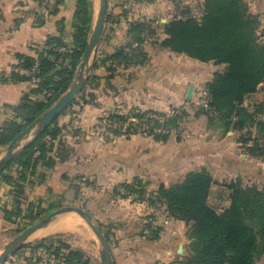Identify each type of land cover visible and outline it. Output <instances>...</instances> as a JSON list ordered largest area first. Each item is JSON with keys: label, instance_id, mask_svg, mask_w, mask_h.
I'll return each mask as SVG.
<instances>
[{"label": "trees", "instance_id": "trees-1", "mask_svg": "<svg viewBox=\"0 0 264 264\" xmlns=\"http://www.w3.org/2000/svg\"><path fill=\"white\" fill-rule=\"evenodd\" d=\"M63 1L58 0L50 15H37L33 9L36 22L43 24L49 16L56 14ZM174 2L179 12L163 25L168 36L159 45L204 62L225 64L207 83L208 106L199 104L198 113L206 114L209 123L220 127L225 134L231 130L237 132L244 151L253 158L264 160V119L259 118L264 114V101L252 107L247 103L252 94L264 87V38L260 33V15L252 12L248 0H204L195 6L180 5L183 1ZM94 13V0H78L71 43L62 36H48L43 43L46 46L43 50L38 47L36 55L18 54L14 66L31 69L38 63V82L23 95L19 104L12 107L13 116L0 128V154L3 147L68 90L83 61ZM114 16L109 10L105 23L108 24ZM107 30L106 25L101 40L107 38ZM157 33L152 20H135L129 24L127 39L113 53L104 54L98 50L91 76L69 107L18 150L0 170V183L11 186V206L8 203L3 206L6 220L15 221L21 217L32 225L65 205L66 199L61 197L47 207L39 201L30 203L26 210L23 208L27 186L47 182L57 163L71 156V147L61 138L64 125L60 116L75 106L95 100V92L90 88L99 86L101 76L96 71L101 66H106L110 81L119 68L147 64L150 56L145 45ZM61 47L66 49L60 51ZM11 78L31 80L15 70ZM117 109L101 118V122L106 121L116 135L142 133L162 142L168 141L186 115L185 110L171 114L139 107L130 113H120ZM160 128L168 130L159 131ZM254 177L257 180L245 182L238 178L224 183L215 191L213 186L217 181L207 167H202L189 171L178 182L160 185L155 191H148V184L136 177L117 185L114 193L129 199L121 192L124 189L127 193L137 194L136 198L129 199L134 203L164 205L171 217L184 220L189 226L190 243L183 259L161 264H259L264 258V168L255 169ZM82 183L91 184V181L83 175L77 176L73 182L76 194ZM151 217L152 213L145 216L147 222L142 234L154 241L160 239L163 227L154 225ZM101 226L110 240L111 228ZM26 228L18 226L16 232ZM38 247L47 248L64 264H90L91 261L83 250L72 249L62 235L43 237L27 243L20 250L31 248L33 258ZM10 258L18 264L14 255Z\"/></svg>", "mask_w": 264, "mask_h": 264}, {"label": "crops", "instance_id": "crops-1", "mask_svg": "<svg viewBox=\"0 0 264 264\" xmlns=\"http://www.w3.org/2000/svg\"><path fill=\"white\" fill-rule=\"evenodd\" d=\"M77 1L64 0L56 14L38 24L33 15L37 0H0V128L13 116L12 107L19 104L33 86L30 81L11 78L18 54L36 55L37 48L48 36H62L71 43ZM177 1H183L180 5L194 6L204 2ZM248 1L252 12L260 15V33L264 38V0ZM178 9L174 0H109L108 11L112 10L116 16L104 25L108 27L107 38L100 41V53H113L122 45L132 21L152 20L158 33L145 45L150 61L145 65L119 68L110 81L106 66L97 69L101 76L99 86L90 88L95 92V100L75 106L60 116L64 125L61 138L71 147V156L57 163L47 182L28 185L26 189L25 210L32 202L41 201L47 207L51 201L63 197L68 203L90 211L100 226H109L113 264L170 263L183 259L190 243L189 226L184 220L171 217L164 205L151 208L117 196L114 189L120 183L140 177L148 184V191H155L162 184L182 180L193 169L207 167L217 181L213 186L216 191L223 187L222 184L238 178L245 182L257 180L255 169L264 168V160L253 158L244 151L237 132L231 130L225 134L220 127L209 123L206 114L198 113L195 108L200 104L201 91L225 64L204 62L159 45L168 36L163 25L179 12ZM191 86L193 92L189 98ZM260 91L262 88L248 98L251 107L259 103ZM179 106L187 110L184 121L166 142L142 133L130 136L123 133L108 141L98 137L96 127L102 116L116 108L123 113H130L135 107L169 113ZM76 118L80 124L73 126L72 121ZM79 175L90 179L91 184L82 183L76 194L73 182ZM10 189V185L0 183V200L4 204H10ZM150 210L163 227L160 239L154 241L141 232L146 223L142 220ZM18 225L5 219L0 204L3 240L0 251L19 233L16 232ZM49 235H62L72 249L87 254L90 264H102L99 240L78 213L65 212L55 216L28 243ZM14 256L18 264H38L31 258V248L18 250Z\"/></svg>", "mask_w": 264, "mask_h": 264}, {"label": "water", "instance_id": "water-1", "mask_svg": "<svg viewBox=\"0 0 264 264\" xmlns=\"http://www.w3.org/2000/svg\"><path fill=\"white\" fill-rule=\"evenodd\" d=\"M109 0H99V6L94 18L93 26L89 36L87 46L84 51V58L78 68L74 81L60 98L42 115L37 117L18 137H16L5 149V154L0 158V170L11 160V158L24 145L31 141L45 126L52 123L64 110L72 103L76 95L84 88L97 60L101 35L105 25ZM193 86H191L188 97L191 98ZM65 212L78 213L92 228L100 243V253L102 264H113L109 240L103 228L95 221L92 213L80 205L69 204L51 211L47 216L34 224L28 226L23 231L17 233L0 251V264L14 255L29 239L40 229L47 226L55 216ZM183 246L180 247V250Z\"/></svg>", "mask_w": 264, "mask_h": 264}, {"label": "built area", "instance_id": "built-area-1", "mask_svg": "<svg viewBox=\"0 0 264 264\" xmlns=\"http://www.w3.org/2000/svg\"><path fill=\"white\" fill-rule=\"evenodd\" d=\"M58 0H41L37 5L35 6V13L37 15H50V13L55 9L56 4ZM46 45H40L39 49L43 50ZM65 47L59 48L60 51L65 50ZM13 70L16 72H19L23 75L29 76L31 78V83L37 84L38 82V77H37V72H38V63L31 69L25 68L21 65H17L13 67ZM200 104H202L204 107L208 106V98H207V90H204V94L200 100ZM117 112L123 113L120 109L116 110ZM153 116V115H152ZM155 117H160L158 115H154ZM260 119H264V114L259 115ZM163 119V118H161ZM80 124V121L78 118L74 119L72 121L73 126H77ZM168 129L166 128H160L159 131H167ZM96 131L98 134V137L102 141H106L107 139H113L116 137V134L111 131L106 123V121H102L97 127ZM122 193H126L128 195L129 199H134L137 197V194L135 193H127L124 189H121ZM150 221L156 225V221L154 217L150 218ZM148 231V230H146ZM33 261L38 264H64L62 261H59L55 259L54 255H52L47 248L45 247H38L33 255ZM2 264H16L15 261L11 258H8L5 260Z\"/></svg>", "mask_w": 264, "mask_h": 264}, {"label": "rangeland", "instance_id": "rangeland-1", "mask_svg": "<svg viewBox=\"0 0 264 264\" xmlns=\"http://www.w3.org/2000/svg\"><path fill=\"white\" fill-rule=\"evenodd\" d=\"M94 2H95V5H94V7H95V13H94V18H95V16H96V13H97V10H98V6H99V0H94ZM35 9V8H34ZM150 42H155V40H150ZM206 89V88H205ZM205 89H203L201 92L204 94V90ZM203 96V95H202ZM202 98V97H201ZM201 98H200V100H201ZM258 100H259V102H261V101H264V87L262 88V91H260V93L258 94V98H257ZM199 100V101H200ZM198 106H199V104H197V106L195 107L196 109H198ZM182 110H185V107L184 106H179V107H173L172 109H171V111L169 112V113H171V114H174L175 112H181ZM185 111H187V110H185ZM133 120H135V121H138L136 118H133ZM184 120H182L181 122H183ZM181 122H180V124H181ZM145 128H149L147 125H145ZM173 134V133H172ZM171 134V135H172ZM238 136H240L239 134H238ZM242 144V143H241ZM176 178V177H175ZM174 178V179H175ZM262 183L264 184V180L262 181ZM3 202V200L1 201L0 200V204L2 205V207L4 206V205H6V204H4V203H2ZM66 204H71V203H68L67 201L65 202V205ZM8 206H11V203L10 204H8ZM147 207H151L150 206V204L149 203H147ZM152 208V207H151ZM149 213H151V210L149 211ZM153 217L155 218V221H156V225H160V222H159V219L155 216V215H153ZM158 219V221H157V219ZM16 224H19L18 226H22V227H28V226H30L31 225V222L28 220V219H25V218H21V217H18L15 221H14ZM145 222H147V221H145V219L144 220H142V223H145ZM142 232V231H141ZM1 243H3V240H2V235H1V233H0V244ZM188 248H189V246H188ZM259 264H264V258L262 259V260H260L259 261Z\"/></svg>", "mask_w": 264, "mask_h": 264}]
</instances>
